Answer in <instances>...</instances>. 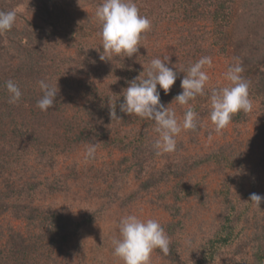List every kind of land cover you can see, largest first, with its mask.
I'll list each match as a JSON object with an SVG mask.
<instances>
[{
  "label": "trees",
  "instance_id": "trees-1",
  "mask_svg": "<svg viewBox=\"0 0 264 264\" xmlns=\"http://www.w3.org/2000/svg\"><path fill=\"white\" fill-rule=\"evenodd\" d=\"M234 1L134 0L140 15L150 19L158 12L163 17L192 24L207 20L211 27L205 30L209 41L207 50L215 48L221 54L234 44L232 24L238 16L233 9ZM102 2L0 0V11L16 14L11 30L0 34V219L8 212L25 223L22 230L0 227V264H55L60 257L68 260L69 244L92 222L94 214L76 221L54 208L36 204L35 197L41 189L45 186L52 190L53 185H44L35 177L21 178V170H28L23 163L27 156L33 154L39 166L50 168L54 157L65 152L71 143L76 146L95 143L123 154L118 163L103 169L107 196L114 199L117 196L111 193L112 185L106 177L117 183L121 173L124 176L133 173L137 180V189L122 198V206L143 193L159 191L160 187L166 189L157 195L168 216L161 226L170 240L168 254L158 248L154 250L161 257L174 264H264V202L257 208L253 202L238 201L228 189L221 190L218 197L217 217L211 233L195 253L190 256L180 253L176 235L184 230V218L190 212L187 208L183 210L181 203L191 196L199 198L185 180L191 171L206 163L223 162L226 150L218 148L201 157H189L175 150L171 153L176 156H166L165 162L157 164L159 155L152 147L157 138L154 121L127 115L119 108L129 82L138 76L143 78V68H147L152 57L136 52L131 57L120 55L101 60L102 54L92 51L88 43L93 34L99 36L96 19L76 21L71 15L75 7L88 6L96 10ZM19 7L34 13L44 25L23 20ZM18 20L21 22H16ZM74 37L81 39L74 53L61 54L62 40ZM239 49L244 53L240 62L244 63L242 74L249 85V99L259 104L264 122V61L250 63L253 56L262 60L264 54H256L250 47ZM190 52L186 50L182 64L173 69L177 79L169 92L165 94L157 86L160 103L170 110L179 105L174 98L182 92L184 73L181 69L198 61L195 53L189 60ZM8 80L14 81L22 92L16 104L8 103L5 87ZM41 80L53 87L57 84L59 89L53 107L46 112L36 106L42 96L38 83ZM211 90L205 88V95L189 101V106L197 113L196 120L202 116L209 118ZM114 107L119 119H112L110 115ZM245 119L246 113L240 111L230 122ZM198 123L195 131L188 130L192 136L199 131ZM261 167L264 172V160ZM16 176L17 179H13ZM233 180L230 177L228 181L231 184ZM258 194L264 196V186Z\"/></svg>",
  "mask_w": 264,
  "mask_h": 264
},
{
  "label": "rangeland",
  "instance_id": "rangeland-1",
  "mask_svg": "<svg viewBox=\"0 0 264 264\" xmlns=\"http://www.w3.org/2000/svg\"><path fill=\"white\" fill-rule=\"evenodd\" d=\"M233 9L238 13L232 24L234 44L224 54L218 53L215 48L207 50L209 41L205 30L211 29L207 20L192 24L180 19L163 17L158 12H154L151 19L149 17L151 28L142 34L138 52L148 53L152 59L170 56L168 66L172 69H178L182 64L183 57L187 56L186 50L191 51L189 60L194 58V53L198 60L202 57H210L211 66L205 65L203 68L209 77L205 88L227 86L229 84L225 79L227 69L230 65L240 62L244 54L239 48L250 47L256 54H264V0H235ZM95 11L88 6L75 7L71 15L76 21H84L86 18L95 20ZM19 12L23 20L44 25L40 18L26 8L19 7ZM191 33L193 36L189 37ZM80 42L81 39L78 37L62 40L59 46L60 53L73 54L75 45ZM88 43L92 51L96 50L103 55L100 49V36L93 34L88 38ZM262 61L264 59L253 56L250 63L255 65ZM245 67H247L246 63ZM241 76L243 77L242 73ZM250 101L252 110L246 113V119L242 122H230L226 128L217 133L208 116H202L197 120L199 131L195 135L192 136L188 131L182 130L175 137L177 153L189 157H201L218 148L226 150L223 162L206 163L191 171L185 180L187 187L195 190L199 197L191 196L181 203L183 210L190 209L189 216L184 218V230L176 235V241L180 243V253L185 256L195 253L202 240L211 233L212 224L217 217L218 197L221 190H231V195L242 202L249 200L253 188L256 194L262 192L264 122L259 104L251 99ZM188 107L189 105H176L172 106L171 110L175 111L178 121L182 122L183 114ZM89 144L76 146L71 143L65 152L54 155L53 165L50 168L39 166L34 161L32 153L23 161L28 170L25 172L21 170V178L35 177L44 185L52 184L54 187L50 190L44 186L35 197L36 204L54 208L76 221L94 214L92 222L84 226L80 235L69 244L67 250L71 253L69 259L60 257L55 264H122L113 255V240L119 239L118 226L123 217L135 215L142 221L154 219L160 224L168 220L167 214L161 207L162 203L157 199L158 193L166 190L162 187L159 191L143 193L135 201L122 206V198L138 187L133 173L125 176L121 173L117 183L112 182L105 175L107 182L112 185L111 193L114 192L117 197L114 199L112 196H107L108 188L104 184L103 169L106 166L111 167L112 163H118L123 154L111 148L103 149L95 144L94 157L86 160L85 152ZM176 155L161 154L157 157V164L165 162L166 156ZM230 177L234 179L231 184L228 181ZM13 179L16 180L17 176ZM24 224L8 212L0 219L2 228L13 226L22 230ZM150 264L174 263L153 251Z\"/></svg>",
  "mask_w": 264,
  "mask_h": 264
},
{
  "label": "clouds",
  "instance_id": "clouds-1",
  "mask_svg": "<svg viewBox=\"0 0 264 264\" xmlns=\"http://www.w3.org/2000/svg\"><path fill=\"white\" fill-rule=\"evenodd\" d=\"M95 18L100 29L98 34L103 53L101 60L120 55L131 57L138 52L142 34L151 28V21L148 17L140 15L134 0H103L95 11ZM15 19L14 11H0V34L11 30ZM169 59L170 56L153 58L147 68H143V78L138 76L129 82L123 94V102L119 105L120 111L127 115L135 114L154 121L157 138L152 147L157 155L174 152L175 137L182 130L197 129V113L191 106L184 112L181 122L178 121L175 111L160 103L157 86L167 94L177 79V72L168 66ZM211 63L210 57H202L187 69H181L184 73L181 80L182 92L174 98L179 105H189V101L198 95H205V85L209 77L203 68L205 65L211 66ZM243 71L239 61L230 65L225 73L229 84L211 90L209 119L217 133L228 126L237 112L247 113L252 110L248 94L249 85L241 76ZM38 83L42 96L36 106L46 112L53 107L59 89L57 84L53 87L45 80ZM5 87L9 96L8 103L16 104L22 96L19 86L8 80ZM114 109L115 107L110 115L112 119H119ZM95 151V143H90L85 152V159L93 158ZM248 201L260 208L264 196L252 193ZM118 227L119 239L113 240V255L122 264H150L151 254L157 248L168 254L170 240L158 221H142L135 215H127L120 220Z\"/></svg>",
  "mask_w": 264,
  "mask_h": 264
}]
</instances>
